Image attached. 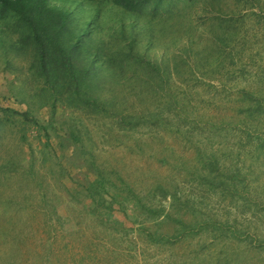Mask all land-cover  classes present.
<instances>
[{
	"label": "rangeland",
	"instance_id": "rangeland-1",
	"mask_svg": "<svg viewBox=\"0 0 264 264\" xmlns=\"http://www.w3.org/2000/svg\"><path fill=\"white\" fill-rule=\"evenodd\" d=\"M76 1L55 3L80 28L94 16L83 65L106 56L114 66L96 77V110L65 105L28 55L0 48V264H264L248 240L264 239V206L256 204L264 205V146L256 144L264 135V0H167L148 6L138 27L126 16L133 26L125 35L110 2H99V19L92 4ZM147 18L154 31L141 27ZM134 28L142 58L123 46ZM151 63L166 73H149ZM96 171L163 213L149 216L107 188L114 209L98 216L84 189ZM166 213L253 235L216 236L209 224L173 244L150 243L146 231L177 228Z\"/></svg>",
	"mask_w": 264,
	"mask_h": 264
},
{
	"label": "trees",
	"instance_id": "trees-1",
	"mask_svg": "<svg viewBox=\"0 0 264 264\" xmlns=\"http://www.w3.org/2000/svg\"><path fill=\"white\" fill-rule=\"evenodd\" d=\"M55 1L56 0H0V48L5 56H10L11 54L12 56L28 55L31 59L30 68L42 78L43 84L50 90L52 96L56 97L59 95V101H64L67 103L65 105L72 107L89 106L91 110L94 111L97 109L96 102L98 101V98L92 96V91L95 89L94 86L97 85V83H95L97 80L96 77L99 78L102 76L101 74L105 72L101 70H107L110 73L109 75H111L114 66L112 63L106 62V56L103 63L94 59L91 61L90 67L83 65V57L91 53L86 48V52L83 51L84 33L91 29V21L94 16L91 15V19L80 28L73 17L72 11L69 8H65L63 5L56 4ZM62 1L71 2L75 7L76 5H80L76 0ZM81 1L92 4L93 8L90 9L99 19L102 16V9L99 2H110L111 4L109 7L115 10V16H117L119 20V33L125 35L129 30L128 27L133 26V24L126 21V16L130 18L137 17L135 27H138L140 23L139 18L142 16V13L146 12L145 9H147L148 6L156 10L161 8L167 0ZM145 25L147 27L150 25L153 27L154 22L147 18L146 23H142L141 27ZM111 26H114V24H111ZM151 30L154 31L155 28L153 27ZM136 33V28L131 30L128 33V39L123 40V46L128 49V53L132 57H141L133 45V40L140 37ZM131 38L133 40H131ZM91 48L93 49L94 46ZM188 51L189 53L191 52L189 48ZM98 52L99 50L94 53V56L97 55ZM151 67L154 68L152 71L149 70V73H152L154 76L166 73V70H164L161 65L155 67V65L151 63ZM67 88H69V92L72 91L73 93L68 92V94H64ZM89 91H91V93ZM7 110L11 111V109ZM12 112L21 115L29 121L32 120L36 126H41L38 120L32 118L26 111L18 112L17 110H12ZM43 129L44 136L47 137L49 132L48 127L44 126ZM257 139L259 140V142L256 141L257 146H264V135L263 137L257 135ZM92 167L94 170L96 169L94 165ZM96 172L97 176L90 179L87 184H85L84 189L98 216L109 218V215L114 209L112 203L113 199L116 198V194L112 193V199L106 201L105 195L108 194L107 188H114L116 191H124L127 200L134 199L135 206L141 210H145L149 216H159L163 213L164 209L161 207H146L141 198L134 194L131 188L117 186L114 181L101 174L100 171ZM211 182H213V179ZM220 183H223L222 180H220ZM158 188L161 189L163 197L169 194L167 190L159 186ZM259 194L260 193H257V198H259ZM170 195L173 196V201H178V197L175 193ZM242 198L244 204H242L241 207L243 208L247 205L249 199L246 197ZM256 201L257 200H255V202ZM256 204L262 207L264 206L261 202H256ZM164 217L166 219L170 218L176 222L178 224L177 228L174 230V233L170 235L144 231L150 243L173 244L188 233H197L204 228H208L209 224L211 225L212 233L216 236L217 234L221 235L227 229H230L232 231L231 233L237 234V236L253 235L247 228L241 232L243 234H240L237 227H232L228 224L224 225V222L209 218H207V220L188 224L179 218L171 216L170 213H166L163 218ZM248 240L250 241L249 243H254V246L260 248L264 253L263 238H257L254 234V237L252 236Z\"/></svg>",
	"mask_w": 264,
	"mask_h": 264
}]
</instances>
